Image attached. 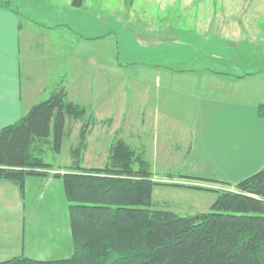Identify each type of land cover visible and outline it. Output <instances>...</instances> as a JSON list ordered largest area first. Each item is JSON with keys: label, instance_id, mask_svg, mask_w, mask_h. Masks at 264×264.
<instances>
[{"label": "crops", "instance_id": "0c3cea01", "mask_svg": "<svg viewBox=\"0 0 264 264\" xmlns=\"http://www.w3.org/2000/svg\"><path fill=\"white\" fill-rule=\"evenodd\" d=\"M9 1L8 7L0 0V129L17 122L63 82L68 99L88 108L86 118L102 119L92 124L90 133L93 139L107 134L103 143L108 151L118 137L149 160V150L155 147L157 165L181 166L179 175L188 182L234 185L264 168V116L259 113L264 99L253 95L250 75L237 76L207 64L213 56L230 58L233 39L156 33L141 19L100 12L89 8L88 1L74 6L73 0H54L55 9L50 10L45 0ZM153 70L163 76L159 93L155 85L154 108L131 107L125 113L122 106L118 114L117 77L127 74L130 80ZM103 100L110 107L107 112ZM115 117L121 123L114 125ZM82 125L83 120L75 123L71 137ZM108 154L102 155L104 161ZM47 192L65 198L62 179L30 176L24 193L17 183L0 180V261L33 257L32 247L42 256L37 259L59 253L58 244L33 236L26 223L25 197L32 193L40 199ZM69 232L66 257L74 252L70 224Z\"/></svg>", "mask_w": 264, "mask_h": 264}, {"label": "trees", "instance_id": "16d2710c", "mask_svg": "<svg viewBox=\"0 0 264 264\" xmlns=\"http://www.w3.org/2000/svg\"><path fill=\"white\" fill-rule=\"evenodd\" d=\"M1 4L9 7L10 1ZM87 113L86 106L68 99L61 82L49 98L0 129V180L17 183L24 193L28 177L52 173L54 164L43 153L47 148L60 153ZM259 113L264 116V104ZM91 125L92 120L83 122L71 147L72 163L55 173L68 203L73 254L19 255L0 264H264V168L234 185L204 178L225 187L155 181L149 160L121 137L111 144L103 167H86L82 156ZM158 183L220 194L211 211L181 215L151 207Z\"/></svg>", "mask_w": 264, "mask_h": 264}, {"label": "rangeland", "instance_id": "374dc122", "mask_svg": "<svg viewBox=\"0 0 264 264\" xmlns=\"http://www.w3.org/2000/svg\"><path fill=\"white\" fill-rule=\"evenodd\" d=\"M84 1H88L87 4L89 8L97 9L100 12L115 14L117 16L120 15L123 19H141L143 20L142 22L148 24V27L156 33L161 32L166 35H175L179 32H197L212 39H216V37L225 40L228 38L233 39L235 41L234 45H232L234 53L230 58L219 59L213 56L208 60L209 63L207 64H210V67L213 69L230 71L237 76L250 75L253 95L264 99V0ZM45 2L47 3V10L55 9L56 4L54 0H45ZM37 3H39V0H37ZM109 42L111 46V41ZM215 46L218 48V45ZM221 52L224 53V51ZM230 53L231 52H227V54ZM128 77L127 74L117 77V113H123L122 106H124L125 113L128 109H131V107L137 109L143 108L144 110L151 111L154 108L153 104L157 95H154L156 86L158 85L157 93H159V81L163 76L160 75L159 71L153 70L147 71L145 75H139V77L137 76L130 80H126ZM123 79L126 81L124 82ZM123 82L124 85L122 84ZM140 83L142 84L140 85ZM140 90L142 91L138 92ZM134 93L137 94L136 97L133 96ZM141 96L144 98L142 101H139L138 97ZM103 97L104 93L101 92V99ZM119 98L120 100L118 101ZM104 100L101 103L104 104L107 112L110 107ZM82 120L84 122L91 119L85 117ZM109 120L110 119H106V122L108 123ZM101 121L102 119L94 118L92 124ZM119 121L120 118L115 117L114 125L121 123ZM120 128L125 129L124 126ZM152 130L153 129L149 130L145 128V132H151ZM90 132L87 137L83 166L94 168L103 167L107 162V158L104 161L102 155L108 154L109 152L103 141L108 140L109 136L102 132L97 138L93 139L92 132ZM78 133L79 131L75 132L74 136L65 141L64 148L60 153H56L49 148L43 153L44 160L54 164L53 171L50 173L54 177L55 173H62L64 167L72 163L70 147L77 144ZM149 152L151 160H149L146 155L145 158L149 160L151 164V170L153 171L152 178L155 181H186L179 175L181 166H158L157 158H154L155 154H157V148L154 147L149 150ZM161 152L162 151H159V154ZM187 183L210 187H225L219 183L209 184L208 182L199 180L197 182L187 181ZM47 193L46 197L44 195L43 198L40 199H34L32 193L25 197V202L27 204V212L25 215L26 223L31 229L33 228L31 231L33 236H39L38 238L48 237L53 243L59 245L60 248L57 247L59 253L45 258H63L67 256L63 252V249H69V247H66V244L69 243L70 239L69 213L67 211L68 203L61 193ZM219 194V191L216 190L158 183L153 187L151 207L157 209H171L181 215H194L211 211ZM29 247H32V245ZM30 249L34 258L40 255V252H38L39 249L34 247ZM36 252H38L39 255H37Z\"/></svg>", "mask_w": 264, "mask_h": 264}]
</instances>
